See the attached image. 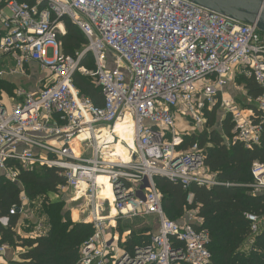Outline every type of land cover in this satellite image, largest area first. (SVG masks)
<instances>
[{"label":"built area","instance_id":"obj_1","mask_svg":"<svg viewBox=\"0 0 264 264\" xmlns=\"http://www.w3.org/2000/svg\"><path fill=\"white\" fill-rule=\"evenodd\" d=\"M62 18L86 40L73 55L63 51ZM86 53L92 68L81 64ZM2 55L11 56L18 69L36 61L54 77L36 93L17 89L20 101L9 111L0 105V173L18 183L14 163L25 169L54 167L64 177L63 186L86 184L82 193L89 194L90 212L83 222L93 233L81 243L74 264H207V231L195 229L191 220L168 219L154 178L183 188L219 184L197 143L179 149L177 115L192 128H203L207 112L218 104L231 116L233 141L245 147L264 141V34L189 0H0ZM76 73L99 88L100 106L75 87ZM234 77L251 78L263 88L254 100L258 114L243 115L234 98L223 97ZM127 114L133 147L127 149V161L112 159L102 149L118 139L114 126ZM101 129L111 141L99 143ZM86 145L92 153H82ZM250 171L249 192L264 193V161H253ZM98 175L108 177L113 201L98 197ZM26 199L22 193L21 202ZM192 199L188 191L187 202ZM106 204L109 212L102 214ZM20 211L22 205H13L9 213ZM141 217L157 220L148 243L129 249L108 238L119 221ZM246 217L254 222L253 231L264 222V216ZM7 223L8 217H0L2 226ZM7 249L0 243V255Z\"/></svg>","mask_w":264,"mask_h":264},{"label":"trees","instance_id":"obj_2","mask_svg":"<svg viewBox=\"0 0 264 264\" xmlns=\"http://www.w3.org/2000/svg\"><path fill=\"white\" fill-rule=\"evenodd\" d=\"M62 21L65 25V33L60 36L63 51L73 55L85 47L86 40L69 19L62 18ZM88 57L83 59L82 64ZM92 66V63L88 65L89 68ZM73 77V83L81 94L100 106L102 95L92 80L78 73ZM239 78L244 81L247 95L252 100L261 95L263 88L253 79ZM1 86L0 84V89ZM248 107L258 114L254 104ZM213 110L206 115L209 126L212 123ZM232 128L230 117H226L221 123V132L211 127L205 133L184 135L179 147L186 150L193 143H197L205 154L204 165L215 173L219 184L206 187L191 183L183 188L180 183L164 177H155L154 182L161 194L162 209L168 219L184 217L187 211H192L197 218L192 226L207 231L206 246L210 252L207 264H264V222L253 231L254 222L246 217L247 214H252L257 219L264 216V193L252 195L246 187L252 180V162L264 161V141L259 145L245 147L241 142L232 140ZM14 165L19 169L17 180L22 187L0 176V217H8L7 226L0 224V243L23 248L18 259L10 264H74L81 243L93 233L91 224L83 221L72 222L69 213L61 209L60 202L46 201L43 204L47 217L44 221L46 230L34 237H21L15 230L21 214L9 213L13 205H21L22 190L33 201L57 192L65 184L64 177L54 167L36 166L25 169L19 163ZM188 191L193 193L191 203L186 200ZM27 222L28 232L34 224L24 220V225ZM148 230L130 233L125 242L126 247L130 249L136 244L148 243L151 235L145 233Z\"/></svg>","mask_w":264,"mask_h":264},{"label":"crops","instance_id":"obj_3","mask_svg":"<svg viewBox=\"0 0 264 264\" xmlns=\"http://www.w3.org/2000/svg\"><path fill=\"white\" fill-rule=\"evenodd\" d=\"M64 28H65V25H64ZM76 52H79V51H76ZM83 59L85 58H82L81 64H82ZM90 64H91V60H90V57H88V59H86L83 65L88 66ZM10 69H14L15 71L11 73L9 72ZM53 78L54 77L51 76L49 71L42 70L36 61L29 60L28 62L24 64L22 69H18L15 66L14 60L11 56H7V55L0 56V84L2 85L0 89V105L5 110L9 111L16 102L20 101V98L16 96L17 89H25L28 92L36 93L39 89H42L43 87H46L50 85L51 83H53ZM231 80L233 79L231 78L230 81ZM230 94H231L230 90H228V88L226 87L223 93V97L225 98V95H230ZM226 98L228 97L226 96ZM249 111H251V108H248V112ZM49 143L52 145L58 146V144H55L52 141H49ZM74 147H76L75 151L77 152L78 147H79V143L77 141L74 142ZM83 149H85V147L82 148V151ZM0 176H3L2 173H0ZM17 184L20 187H22L19 181ZM72 191L76 193V189H72ZM22 193L25 194L23 190L21 191L20 195ZM33 203H35V201L29 200L28 197L26 200L21 202L22 211L18 212L21 214L20 216L21 218L19 220V223L15 227L16 231L19 230L17 231V234H19L21 237H34L35 234L37 233L40 234L46 230V227L44 226V221L38 224V222L30 220L31 223L34 224L32 228H30L31 230L29 229L28 232L27 230L22 231L23 226H26L24 225V220L27 221V219H30L26 214L28 213V210H32L29 208L31 207V204ZM105 206H107V204ZM85 209H86V216H85L84 221L88 219L89 212H90V208H88L87 205H85ZM32 212H36V211L34 210ZM131 220H134V219L124 218L123 220L119 221L117 223V228L111 230V234L109 233V236H113V238L115 239V235L117 234L119 244L122 245L123 243L125 245L126 244L125 242L129 239V235L131 231L133 230V229H130L129 226L127 225H131L132 228H134L137 225V223H133V222L129 223ZM190 220L194 221V220H197V218L195 217L192 211H189V212L187 211L182 221L186 222ZM38 226L41 227L39 229L40 232H36L37 230L34 232L33 230ZM145 229H149L145 233H150L152 235L156 231V224L153 226L148 225V227H145L142 230H145ZM133 231H136V230H133ZM21 251H23V248L21 246H16V247L8 246V249L4 252V254L0 255V263L7 262V264H10L11 261L17 260L18 254Z\"/></svg>","mask_w":264,"mask_h":264},{"label":"rangeland","instance_id":"obj_4","mask_svg":"<svg viewBox=\"0 0 264 264\" xmlns=\"http://www.w3.org/2000/svg\"><path fill=\"white\" fill-rule=\"evenodd\" d=\"M88 57V54L86 53L84 58ZM227 88L228 90H230L231 94L230 95H225L228 98L232 97L234 98L235 102L237 103V105L242 108L243 111V115L248 114V105L254 104V100H252L250 97L247 96V92L245 90L244 87V81L242 79H240L239 77H234L233 80H231L228 84H227ZM212 109L213 110V118H212V123H210L211 125L209 126L207 123V119H206V123L205 126L202 127H194L192 128V124L191 122H189L190 124L188 125V121H185L183 119V117H178L180 115H177L175 124L177 127V131L180 132V135L183 137L184 135L187 134H196L198 135L199 133H205L208 132L209 129L212 127L214 129H217L218 131L221 132V123L222 121L226 118V117H230L231 116L226 114L224 109L222 107H220L218 104L216 106H214ZM122 126L124 128H126L127 125H125L124 123H122ZM125 136V135H124ZM125 138L127 139V143L130 144L131 143V136L130 133H127V135L125 136ZM82 153H92L91 147L89 145H86V148L83 149ZM88 196L89 194L86 193L85 195L82 194L81 198L76 199L75 197V192L72 191V189H70L69 187L63 186V187H59L58 191L52 194H46L42 197H38L37 199H35V203L31 204V207L29 209L32 210H28V213L26 214L30 219L27 220H33L35 222H38V224L42 223V221L46 220V215L44 213L45 208L43 207L44 202H51V201H58L61 204V209H63L64 211H67L70 215V219L72 222H79V221H84L85 216H86V209H85V205L86 203L89 201L88 200ZM80 200V201H77ZM46 202V203H47ZM36 211V212H32V211ZM76 210V213H75ZM109 212V208L108 206H105L102 209V214H107ZM165 216L167 218L168 215ZM178 220L180 222H183L182 216H178V217H173L172 220ZM38 220V221H37ZM86 221V220H85ZM157 222V220L154 217H142V219L140 221H135L133 223H137V225L132 228L131 225H127L129 226L130 229L136 230V231H131V233H140V231H142V229H144L145 227H148V225H155ZM31 223V221H30ZM29 224V222H27L25 225ZM140 226V227H139ZM41 227L38 226L36 227L33 231L35 232H40L39 229ZM28 228H26V226H23L22 231H26ZM19 231V230H17ZM24 233V232H22ZM110 236H108L109 238ZM118 237L117 234L115 235V239H114V245L119 244L118 242ZM7 244V243H6ZM8 245V244H7ZM9 246V245H8Z\"/></svg>","mask_w":264,"mask_h":264},{"label":"bare ground","instance_id":"obj_5","mask_svg":"<svg viewBox=\"0 0 264 264\" xmlns=\"http://www.w3.org/2000/svg\"><path fill=\"white\" fill-rule=\"evenodd\" d=\"M122 123H124L126 128L122 126ZM114 132L118 136V139L114 140L113 143L109 144L108 146L103 147V151H106L105 153H108L110 158H120L122 160L127 161L128 160V154L127 149L129 147H133V123L131 120V117L127 114L124 118H121L117 121V123L114 126ZM127 133H130L131 136V143H127V139L125 136ZM125 135V136H124ZM81 137V136H80ZM99 143H102L103 140L111 141L112 135L108 133L106 129H101L100 134H98ZM101 145V144H100ZM74 150H76V147H74ZM97 184H99L100 189H97V195L99 198L103 199H109L110 201H113V195L111 193L110 184L108 182V177L105 175H98L97 176ZM85 183H80L79 187L76 189L75 198L79 199L81 198V195L83 194V190L85 188ZM80 201V200H77ZM76 213V210H75ZM111 213L114 215L115 209L111 208ZM137 221H140L141 218H135ZM131 220L129 223L135 222L136 220Z\"/></svg>","mask_w":264,"mask_h":264},{"label":"water","instance_id":"obj_6","mask_svg":"<svg viewBox=\"0 0 264 264\" xmlns=\"http://www.w3.org/2000/svg\"><path fill=\"white\" fill-rule=\"evenodd\" d=\"M229 19L255 25L264 34V0H189ZM142 197V196H141Z\"/></svg>","mask_w":264,"mask_h":264}]
</instances>
